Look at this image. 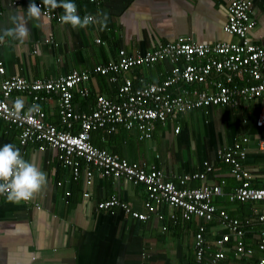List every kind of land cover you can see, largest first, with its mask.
<instances>
[{
	"label": "crops",
	"instance_id": "obj_1",
	"mask_svg": "<svg viewBox=\"0 0 264 264\" xmlns=\"http://www.w3.org/2000/svg\"><path fill=\"white\" fill-rule=\"evenodd\" d=\"M248 1L255 23L248 38L256 45H264V0ZM72 2L81 17L106 12L107 27L92 23L73 29L43 16L39 20L30 19L26 15L30 0H0V27H14L12 18L16 17L18 22L27 20L30 28V37L23 42L12 37L0 39L3 77L51 79L72 70L91 71L95 65L116 59L119 49L128 54L143 52L179 37L200 44L236 41L221 30L225 16L223 0H102L97 6L86 0ZM50 13L60 17L63 9ZM96 39L100 42L95 43ZM162 62L132 69L123 76L132 80L133 87L140 85L139 80L158 83L169 68ZM116 86L104 77L91 75L86 84L89 97L83 99L74 93L73 108L90 112L94 95L112 98ZM18 97L24 100L26 111L31 105L30 97L14 93L10 104ZM263 105L264 100L260 103L251 100L232 110L219 106L192 110L163 126L155 123L149 140L139 141L135 131L121 132L120 127L113 133L99 129L91 133L90 143L128 162L154 165L167 177L197 172L203 162L210 163L214 170L206 182H222L224 195L214 197L212 204L229 218L247 220L244 241L254 249L260 204L227 200L225 195L239 183L229 175L225 165L215 161V153L232 141L247 137L243 166L251 175L250 187H263L264 154L258 150V141L264 139V128L248 134ZM41 109L49 123L58 124L54 100L42 104ZM7 143L19 148L15 129L0 122V147ZM19 150L24 159L47 174L48 184L29 205L7 198L0 200V264H192V241L198 225L203 227L202 236L210 245V252L216 251L212 242L223 230L215 219L206 224L196 218L184 221L177 209L168 207L160 209L162 220L151 217L144 222L126 217L118 208L111 212L96 211V203L115 196L132 210L142 212L144 189L123 179L102 178L92 169H89L91 183L86 187L82 176L86 165L80 166L79 177L73 180L70 172L58 164L52 149L39 151L37 145H27ZM259 154L263 156L261 159ZM198 185L196 181L189 183L191 187ZM84 191L89 194L86 199L82 197ZM171 214L174 220L169 218ZM255 257L256 254L237 260L232 250L227 249L219 264H254Z\"/></svg>",
	"mask_w": 264,
	"mask_h": 264
},
{
	"label": "built area",
	"instance_id": "obj_2",
	"mask_svg": "<svg viewBox=\"0 0 264 264\" xmlns=\"http://www.w3.org/2000/svg\"><path fill=\"white\" fill-rule=\"evenodd\" d=\"M102 0H86L97 6ZM225 5L222 32L235 37L234 42L192 43L184 38L172 42L158 43L151 50L126 53L116 52V59L95 65L91 71L72 70L66 75L51 79L26 80L20 77H3L0 63V120L16 130L20 148L37 145L39 151L52 149L62 168H67L71 178L80 174V161L86 165L83 172L84 186L91 183V171L100 177L113 176L132 184H141L145 197L142 212L132 210L115 196L96 203V211H111L118 208L123 215L137 221H147L151 217L162 220V207L177 209L180 218H191L209 222L218 221L223 233L214 239L216 251L210 252V245L203 239V227L197 226L193 235L192 264H219L224 260L227 249L232 250L234 259L254 257V264H264V186L250 187L251 175L243 166L247 150V137L240 143L234 142L216 151L218 163L228 168L229 175L239 184L225 195L229 202H256L260 212L256 221L259 232L255 248L245 244L244 235L247 220L239 221L212 204V199L224 196L221 184L206 182V175L214 167L203 162L201 169L167 177L162 170L146 163L128 162L90 143L91 132L104 129L113 133L117 127L129 132L135 131L138 140H149L155 123L163 126L166 122L192 110L209 107L237 108L239 105L264 96V45H256L248 38L255 23L250 17L251 3L248 0H223ZM38 5L41 3H37ZM42 16L55 19L50 11L42 7ZM98 39L95 43H99ZM169 65L163 79L158 83H142L133 87L132 80L123 76L128 71L140 67H152L158 62ZM91 75L104 77L110 84H116V94L107 98L101 94L93 97L90 112H78L73 108V95L89 97L86 87ZM14 93H24L32 104L42 105L54 100L58 124L49 123L41 109L35 115L16 119L9 113L12 109L10 98ZM26 112V111H25ZM257 128H264V105L259 108L254 121ZM178 128L174 129V133ZM258 150L264 154V139L258 141ZM196 181L199 185L189 186ZM59 185V183H57ZM68 195V193H66ZM84 199L88 192L82 193ZM6 196L0 195V200ZM29 205L28 202H22ZM257 209H253L257 213ZM174 215H169L174 220ZM161 231H165L162 227Z\"/></svg>",
	"mask_w": 264,
	"mask_h": 264
},
{
	"label": "clouds",
	"instance_id": "obj_3",
	"mask_svg": "<svg viewBox=\"0 0 264 264\" xmlns=\"http://www.w3.org/2000/svg\"><path fill=\"white\" fill-rule=\"evenodd\" d=\"M42 5L48 11L61 8L63 15L59 17L62 25H68L73 29L86 28L92 23H100L107 27L108 14L98 12L96 16L85 14L81 17L78 14L77 5L72 0H41ZM26 15L30 19L39 20L42 17L41 4L30 0ZM98 17H100L98 19ZM14 27H0V39L12 37L23 42L30 37V28L27 20L17 21L12 18ZM39 104L28 106L25 112V102L17 98L12 106L10 115L16 119H24L26 115L40 113ZM48 184L47 174L35 163H32L21 155L19 148L14 144L7 143L0 147V195L6 196L9 201L28 202L40 193Z\"/></svg>",
	"mask_w": 264,
	"mask_h": 264
},
{
	"label": "trees",
	"instance_id": "obj_4",
	"mask_svg": "<svg viewBox=\"0 0 264 264\" xmlns=\"http://www.w3.org/2000/svg\"><path fill=\"white\" fill-rule=\"evenodd\" d=\"M160 63V62H159ZM162 63H164V62H162ZM154 65H156V64H154ZM153 65V66H154ZM140 68H142V67H140ZM147 68V67H146ZM28 96V95H27ZM255 100H257V102L258 103H260V101L261 100H264V96L262 97V98H259V99H254V101ZM30 101H31V99H30ZM92 105H93V100H92ZM242 106V104L241 105H239L237 108H240ZM40 107H41V105H40ZM220 107V106H219ZM210 108H212V107H209V108H205V109H210ZM226 108V107H225ZM237 108H234V109H237ZM204 109V110H205ZM229 109H231V108H229ZM232 110V109H231ZM58 119V118H57ZM174 120V119H173ZM0 122H2L1 120H0ZM169 122H171V121H169ZM3 124H4V122H2ZM16 131V130H15ZM261 131V129H258L255 125H254V123H253V128H251V129H249V132H248V134L249 135H251L252 133H255V132H257V133H259ZM94 132V131H93ZM121 132H126L125 130H121ZM92 133V132H91ZM242 138V137H241ZM241 138H238V139H236L235 141H232V143L231 144H233L234 142H238V143H240L241 144V142H240V139ZM17 146H18V142H17ZM27 146V145H26ZM19 147V146H18ZM246 147V146H245ZM20 148V147H19ZM222 149V148H221ZM107 152H109V153H111V154H115V153H113V152H110V151H107ZM116 155V154H115ZM118 156V155H117ZM257 156H259V158L261 159L263 156L262 155H257ZM119 157V156H118ZM119 158H121V157H119ZM217 160V158H216V153H215V161ZM247 160H248V156H247ZM127 161V160H126ZM130 163H132V162H130ZM138 163H141V162H138ZM81 165H84V163L83 162H81L80 161V166ZM65 169H67V168H65ZM213 173V172H212ZM212 173H209V174H207L206 175V177L207 176H209V175H211ZM102 178H106V179H117V178H115V177H113V176H105V177H102ZM119 179H121V178H119ZM139 185H141V184H139ZM142 186V185H141ZM110 197H112V196H110ZM110 197H108V199L110 198ZM108 199H106V200H108ZM105 201V200H104ZM120 201V200H119ZM120 202H122V201H120ZM101 211V210H100ZM112 211V210H111ZM111 211H109V210H107L106 212H111ZM134 221H137V220H134ZM199 221H202L201 219L199 220ZM137 222H143V221H137ZM203 222V221H202ZM203 223H205V222H203ZM207 223V222H206ZM205 223V224H206ZM198 226H201V225H198ZM196 230H197V228H196Z\"/></svg>",
	"mask_w": 264,
	"mask_h": 264
}]
</instances>
